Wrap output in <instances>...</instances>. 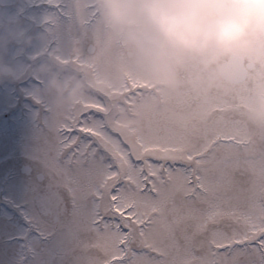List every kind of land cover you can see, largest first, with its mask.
Listing matches in <instances>:
<instances>
[{"label":"snow or ice","instance_id":"1","mask_svg":"<svg viewBox=\"0 0 264 264\" xmlns=\"http://www.w3.org/2000/svg\"><path fill=\"white\" fill-rule=\"evenodd\" d=\"M39 52L117 67L90 0H31ZM35 87L22 165L0 166V264H264V128L228 96L118 86L53 110Z\"/></svg>","mask_w":264,"mask_h":264},{"label":"clouds","instance_id":"2","mask_svg":"<svg viewBox=\"0 0 264 264\" xmlns=\"http://www.w3.org/2000/svg\"><path fill=\"white\" fill-rule=\"evenodd\" d=\"M118 54L117 67H74L28 50L45 42L15 14L0 15V83L38 78L53 110L118 86L125 73L165 95L188 90L205 98L247 85L244 118L264 128V0H90ZM39 52V51H38Z\"/></svg>","mask_w":264,"mask_h":264},{"label":"rangeland","instance_id":"3","mask_svg":"<svg viewBox=\"0 0 264 264\" xmlns=\"http://www.w3.org/2000/svg\"><path fill=\"white\" fill-rule=\"evenodd\" d=\"M15 1L0 0V15L15 14L25 25L36 29L25 16V10L31 0ZM44 46L45 42L38 43L28 50V54L33 55ZM5 83H0V166L9 161L22 165L25 160L23 145L31 128V109L35 105L29 97L21 93V88L25 84L35 87V84L30 76Z\"/></svg>","mask_w":264,"mask_h":264}]
</instances>
